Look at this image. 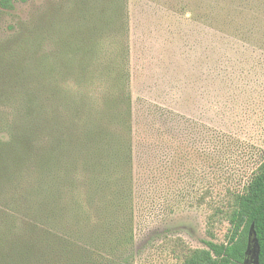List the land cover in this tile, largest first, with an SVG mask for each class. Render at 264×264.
I'll return each instance as SVG.
<instances>
[{
	"label": "rangeland",
	"instance_id": "rangeland-1",
	"mask_svg": "<svg viewBox=\"0 0 264 264\" xmlns=\"http://www.w3.org/2000/svg\"><path fill=\"white\" fill-rule=\"evenodd\" d=\"M14 2L0 7V139L44 115L0 183L20 263L184 264L226 242L232 198L264 159V0ZM234 25L251 45L217 43ZM123 79L127 145L114 162V141L94 140L86 158L82 123L108 134Z\"/></svg>",
	"mask_w": 264,
	"mask_h": 264
},
{
	"label": "trees",
	"instance_id": "trees-1",
	"mask_svg": "<svg viewBox=\"0 0 264 264\" xmlns=\"http://www.w3.org/2000/svg\"><path fill=\"white\" fill-rule=\"evenodd\" d=\"M0 7L4 10H13L15 8L14 0H0ZM115 12L108 24L112 28L116 23H124L125 3L118 2L115 5ZM230 25V23H228ZM232 26V24L230 25ZM234 30H224L215 27L214 36H217V43L226 49L237 50L239 45H251L246 41L247 31L244 25L233 26ZM219 40V41H218ZM125 74V73H124ZM124 76V75H123ZM127 81L123 79L120 82L121 93L116 94L114 111V121L111 128L104 134L94 118L88 117L82 123L83 130L80 135V144L83 148L82 153L86 152V158H92V141L104 143L107 139L114 141L113 153L110 157L114 162L119 157L117 146L127 145V127L130 117L131 100L129 94H125V85ZM29 124H24L25 128L11 131L10 135L0 139V183L5 180L4 177L11 171L12 166L18 165L24 158V154L35 150L32 129L39 126L44 115L39 112H31L28 115ZM34 124H31L30 121ZM31 135V137H30ZM33 138V139H32ZM116 151V152H114ZM35 158L42 164V170L47 169V160L44 153L35 152ZM46 165V166H45ZM88 167L84 171H86ZM0 205V264H21L27 253H21L20 237L16 221V212L10 207ZM7 213L4 214L3 210ZM231 223V233L229 239L224 243H217L213 240H206L205 248L189 249L184 264H243L248 247L249 230L254 224L257 237L260 244L259 264H264V159L259 164L255 174L249 180L244 191L237 192L232 198V205L229 213ZM26 223V222H24ZM29 223V222H28ZM31 226V222L29 223ZM123 264V263H122Z\"/></svg>",
	"mask_w": 264,
	"mask_h": 264
},
{
	"label": "water",
	"instance_id": "water-1",
	"mask_svg": "<svg viewBox=\"0 0 264 264\" xmlns=\"http://www.w3.org/2000/svg\"><path fill=\"white\" fill-rule=\"evenodd\" d=\"M260 244L254 224L249 230L248 247L243 264H259Z\"/></svg>",
	"mask_w": 264,
	"mask_h": 264
}]
</instances>
